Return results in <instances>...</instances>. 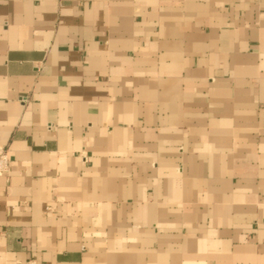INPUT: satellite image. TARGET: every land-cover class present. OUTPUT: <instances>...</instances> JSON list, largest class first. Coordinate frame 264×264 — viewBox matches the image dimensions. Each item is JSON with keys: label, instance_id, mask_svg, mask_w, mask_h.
<instances>
[{"label": "crops", "instance_id": "crops-1", "mask_svg": "<svg viewBox=\"0 0 264 264\" xmlns=\"http://www.w3.org/2000/svg\"><path fill=\"white\" fill-rule=\"evenodd\" d=\"M0 264H264V0H0Z\"/></svg>", "mask_w": 264, "mask_h": 264}, {"label": "built area", "instance_id": "built-area-1", "mask_svg": "<svg viewBox=\"0 0 264 264\" xmlns=\"http://www.w3.org/2000/svg\"><path fill=\"white\" fill-rule=\"evenodd\" d=\"M5 155L4 152H2V150H0V170L3 169L5 167Z\"/></svg>", "mask_w": 264, "mask_h": 264}]
</instances>
